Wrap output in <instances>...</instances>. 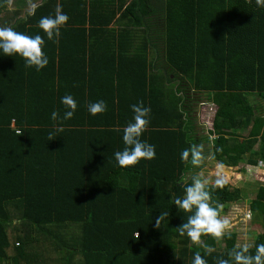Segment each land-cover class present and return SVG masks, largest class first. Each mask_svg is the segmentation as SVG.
<instances>
[{"label":"trees","instance_id":"1","mask_svg":"<svg viewBox=\"0 0 264 264\" xmlns=\"http://www.w3.org/2000/svg\"><path fill=\"white\" fill-rule=\"evenodd\" d=\"M15 1L8 23L10 0H0V27L43 37L37 22L57 5L68 20L54 41L45 38L39 71L0 56V264H191L197 251L216 264L242 246L237 233L192 242L178 232L190 213L173 204L207 160L262 169L249 206L261 222L253 253L264 242V8L255 0H42L18 18L30 0ZM123 37L138 43L128 56ZM68 94L73 116L51 119ZM101 99L105 111L90 115L88 104ZM138 102L150 109L140 139L155 156L121 168L113 153ZM201 102L216 107L203 136L194 117ZM192 146L197 164L191 152L180 159ZM206 190L218 218L243 197L226 182Z\"/></svg>","mask_w":264,"mask_h":264},{"label":"clouds","instance_id":"2","mask_svg":"<svg viewBox=\"0 0 264 264\" xmlns=\"http://www.w3.org/2000/svg\"><path fill=\"white\" fill-rule=\"evenodd\" d=\"M257 8H264V0H255ZM31 14V12L29 13ZM68 20L66 12L61 10L57 5L54 14L41 16L37 22V27L42 30L43 37L37 33L35 35H27L23 32L16 31L13 27H0V56L12 57L19 56L25 68L34 67L39 71L47 65L48 57L42 51L45 38L54 41L60 34V27ZM60 103L66 109L62 116L58 117L55 110L51 112V119H70L76 110V101L71 94L64 95L60 98ZM105 102L97 100L91 102L87 106L90 115L103 113L105 111ZM133 113L131 121H129L122 130L123 149L115 151L113 157L118 167L125 168L135 165L141 158L151 160L155 156L154 146L140 139L141 133L144 131L145 125L148 123L147 116L150 109L146 106L137 104L130 105ZM61 129L57 127L56 131ZM19 135V130H17ZM52 133H49L51 139ZM191 152V163H199L201 152L199 146H192L181 151L180 159L185 160ZM221 171H228L229 167L218 165ZM219 170V171H220ZM224 175V174H222ZM215 186H222L224 180L216 179ZM207 181L199 178H193L192 183L184 188L182 197H173V204L176 209L190 213L186 221L179 225L178 232L186 235L190 241L198 242L202 234H211L214 238H219L224 233L227 220L218 218L219 206H213L210 201L209 191L206 190ZM168 215L162 213L155 217V227L159 225L160 220ZM138 233L136 232V236ZM248 245L244 244L239 249H231L227 253V258H217L216 264H264V242H256L254 244L255 251L248 252ZM191 264H207V261L197 251L193 253Z\"/></svg>","mask_w":264,"mask_h":264},{"label":"rangeland","instance_id":"3","mask_svg":"<svg viewBox=\"0 0 264 264\" xmlns=\"http://www.w3.org/2000/svg\"><path fill=\"white\" fill-rule=\"evenodd\" d=\"M30 1L20 6L18 16L16 15L18 18H23L26 13L31 11L33 6L40 3V0H33V2ZM16 4L18 3L15 0H12L9 5L10 11L6 14V19L8 17V23L13 22V12L15 11ZM199 96L202 97V101L205 100L203 96ZM260 103L263 104L261 101ZM212 115L213 112L212 110H209V108L205 109L198 106L194 114L198 134L203 136L211 128ZM237 132L241 135H246L247 133L245 130ZM202 146L206 147V144L202 143ZM217 168L218 164L207 160L206 165L197 173V176L199 179L207 181V184H213L216 179L221 178L230 187L240 188L242 190V199L236 203L226 205L220 219L228 221V225L226 226L224 232L234 231L237 233L238 244L250 245L252 244L255 235L260 231V219L257 214H252L250 212L249 206L257 192L258 187L263 182L261 176L259 175L262 169H257L256 172L259 171V173L254 174L253 172L251 173L249 168L247 171L245 170L246 167L244 163H240L236 167H230L228 171L224 172L221 170L218 171ZM240 168H244L245 172L238 171Z\"/></svg>","mask_w":264,"mask_h":264},{"label":"crops","instance_id":"4","mask_svg":"<svg viewBox=\"0 0 264 264\" xmlns=\"http://www.w3.org/2000/svg\"><path fill=\"white\" fill-rule=\"evenodd\" d=\"M39 1V0H38ZM37 1V2H38ZM41 1L42 0H40V3H41ZM12 2V0H10V3ZM30 2H33V0H31ZM36 2V3H37ZM39 3V4H40ZM10 5V4H9ZM9 5H8V8H7V11L4 13V19H6V14L10 11V8H9ZM38 5V4H37ZM36 6V5H35ZM35 6H33L32 8H31V11L30 12H32V10H33V8L35 7ZM9 15V14H8ZM126 37V36H125ZM125 37H123V39H122V41H121V46L123 47V49H122V52H125V51H127V50H129V49H127L126 47L128 46V47H130V48H132V46L134 47V48H136V46H137V44L138 43H136L137 41L134 39L133 41H131V43H129V42H126V39H125ZM152 50L151 49H149V53L151 52ZM125 54H126V52H125ZM128 55H130L129 53L128 54H126L125 56H128ZM124 56V57H125ZM124 59V58H123ZM199 107H202V108H209V110H212V112H213V115H214V113H215V110H216V107H215V105L214 104H212V103H205V102H201L200 103V105H199ZM212 115V116H213ZM212 120H213V117H212ZM211 125H212V123H211ZM246 131V130H245ZM217 170L219 171L220 170V168H219V166H218V168H217Z\"/></svg>","mask_w":264,"mask_h":264}]
</instances>
